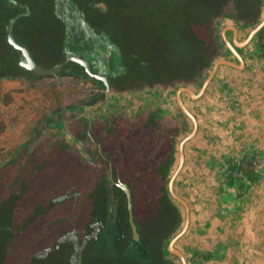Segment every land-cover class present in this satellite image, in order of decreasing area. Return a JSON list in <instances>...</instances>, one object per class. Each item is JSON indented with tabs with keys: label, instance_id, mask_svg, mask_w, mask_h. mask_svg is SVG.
<instances>
[{
	"label": "trees",
	"instance_id": "trees-1",
	"mask_svg": "<svg viewBox=\"0 0 264 264\" xmlns=\"http://www.w3.org/2000/svg\"><path fill=\"white\" fill-rule=\"evenodd\" d=\"M17 1L27 5L31 13L16 22L14 37L43 67H53L66 58L69 33L67 17L60 15L62 1L76 7L90 34H102L117 46L124 70L119 80L109 77L114 94L142 93L156 87L174 94L181 86L202 87L214 64L225 54L217 43L218 19L233 12L245 28H255L264 18V0ZM102 3L106 10L98 6ZM24 13L26 9L0 0V79L54 78L36 76L22 68L21 53L8 43L10 20ZM38 14L45 15L41 18L47 20L59 41L58 57L48 65H42L28 39L27 28ZM263 36L264 29L257 37ZM59 76L90 81L101 89L88 94L85 104L103 101L104 84L90 79L80 65L69 63ZM57 115L53 119L65 121V131L78 145L66 140L60 131L41 139L45 124L53 120L48 118L21 153L0 169V264H71L73 243L60 244L57 249L58 239L77 230L82 242L97 223L102 225L100 233L86 245L82 264H182L167 250V243L185 221L183 206L172 202L168 181L177 146L189 134L191 125L174 118L158 120L144 115L131 121L111 114L109 118L95 117L91 123L73 111ZM2 128L0 123V131ZM99 144L107 159L100 155ZM127 148L130 154L125 153ZM109 161L114 181L120 178L132 190L142 244L133 239L126 196L111 180ZM257 164L258 160L251 167L244 158L234 165L248 179H243L238 188L240 195H247L262 177ZM245 165L247 168L241 169ZM230 172L234 174L235 169ZM146 201L148 209H139L142 203L146 208ZM152 202L158 204V213L149 212ZM48 248L52 251L46 258L35 256ZM218 254L222 255L219 251L192 250L190 262L206 264L218 260Z\"/></svg>",
	"mask_w": 264,
	"mask_h": 264
},
{
	"label": "crops",
	"instance_id": "crops-1",
	"mask_svg": "<svg viewBox=\"0 0 264 264\" xmlns=\"http://www.w3.org/2000/svg\"><path fill=\"white\" fill-rule=\"evenodd\" d=\"M237 28L238 34L233 31L232 40L224 35L225 54L217 62L229 63L218 67L206 91L199 95L204 84L201 89L198 84L178 87V90L190 88L199 95L195 98L189 92H182L180 96L194 115L197 128L183 147L184 163L174 183L176 194L189 207V225L179 238V245L175 246L184 254L188 264H192V250L222 254H218V260L206 264H264V36L259 39L257 34L245 46L236 47V38L240 42L248 38L244 37L243 28ZM227 39L236 48L241 61L228 46ZM260 47H263L262 52ZM53 77L0 79V109L6 110L0 117L3 127L0 131V166L21 153L46 119H53L66 111L74 112V106L90 111L81 115L74 112L80 117L87 115L93 121V115L96 116L92 111L98 104H85V99L77 97L79 94L75 90L68 95V90L66 94L62 92L64 95L61 96L59 90L53 89L54 86L58 89L59 84L64 85V78L68 82L72 77ZM72 87L75 89V85ZM198 87L200 90L196 94ZM120 95L124 98L116 96L114 100L121 103L129 114H136L145 106L144 100L138 96ZM149 97L152 102L146 104V108L158 106L170 111L173 107L171 96L160 101ZM58 109L61 110L57 112ZM182 114L191 125L185 139L195 126L183 111ZM100 115L105 118L106 113ZM58 123L63 124L62 127H56ZM53 125L56 128L45 133ZM65 128V121L53 119L45 124L41 139L60 131L68 140ZM80 147L83 149V145ZM244 158L251 167L258 160L257 171L262 177L247 195H240L238 188L243 179H248L237 172L234 165L242 163ZM233 169L235 173L231 174Z\"/></svg>",
	"mask_w": 264,
	"mask_h": 264
},
{
	"label": "water",
	"instance_id": "water-1",
	"mask_svg": "<svg viewBox=\"0 0 264 264\" xmlns=\"http://www.w3.org/2000/svg\"><path fill=\"white\" fill-rule=\"evenodd\" d=\"M8 1L9 3H12L14 5H17L21 8H24L26 9V13L24 14H21V15H18L16 16L15 18L11 19L8 26H7V40H8V43L16 50V51H19L21 53V58H20V61H19V65L24 68L25 70L33 73L34 75L36 76H40V77H45V76H58L59 74L62 73V71L64 70V68L69 64V63H76L78 65H80L81 67L84 68L86 74L88 75V77L92 80H96V81H99V82H102L105 86V102H109L110 99H115V97H120L121 95L120 94H114L112 92V89H111V84H110V81H109V77L108 76H105V75H101V74H98V73H95L92 69V66L91 64L89 63V61H87L86 59L80 57L78 54H76L75 52H73L72 50L68 49L67 47H65V55H66V58L63 62L53 66V67H50V68H47V67H43L41 66L36 60L35 58L33 57L31 51L21 45L20 43L17 42V40L15 39L14 37V34H13V29H14V25L16 24V22L22 17V16H28L30 13H31V10L30 8L25 5V4H22L20 2H18L17 0H6ZM69 2V1H67ZM99 7L103 8V10H106L107 7L105 4H100L98 5ZM230 17V18H229ZM226 19H233L235 21L238 22L239 25H241L243 27V23L241 22V20L238 18L237 14H231L230 16L228 17H224ZM222 22V18L218 19L217 21V31H218V26L221 24ZM84 26L87 30H89V26L84 22ZM232 30L234 31L235 35L238 34V30L234 27H231ZM262 29H264V18L263 20L261 21V23L254 28V30H252V32L250 33L249 37L244 41V42H240L237 40V38L235 39V46L236 47H243L245 46L246 44H248L251 39H253V37H255ZM218 40V39H217ZM227 44L228 46L230 47V49L237 55V57L240 59V61L242 60L240 55L238 54V52L236 51V48L230 43L227 41ZM223 63H229V62H226V61H222V62H217L214 64L212 70L210 71L209 73V76L208 78L205 80V83H204V86L202 87V90L200 92L199 95L203 94L208 85L210 84V82L212 81L214 75L216 74L217 72V69L218 67L223 64ZM182 92H189L190 94H192L195 98L198 97L199 95H195L194 92L190 89V88H180L178 91H177V100L179 102V105L182 109V111L186 114V116L192 121V123L194 124V131L192 132V134L185 138L183 141H181L180 145H179V148L176 150L175 154H176V163L174 164V168L172 169V174L170 176V179L168 181V192L170 194V196L172 197V202L176 205L177 203L181 204L184 208V214L186 215V221H185V225L183 227V230L180 232V234L176 235L173 240L169 243L168 245V251L171 253V254H174L176 255L182 264H188L184 254L178 250L176 247H175V242L185 233L188 225H189V207H188V204L186 203L185 200H183L181 197H179L175 190H174V183H175V180L178 176V174L180 173L181 171V168L183 166V163H184V153H183V147L185 145V143L191 139L194 135V132L197 128V122H196V119L194 117V115L188 111V109L183 105L182 103V100H181V94ZM120 101V100H119ZM63 124H56V127L60 128L62 127ZM55 125L51 126V127H48L46 129V132H49L50 129L52 128H56ZM65 137L71 142L72 141V138L68 135V134H65ZM98 151L100 153V155L104 158V159H107V157L103 154V151H102V146L101 144L98 145ZM4 165L0 166V169L3 168ZM109 171H110V177H111V180L113 181V183L115 185H117L125 194L126 196V200H127V210H128V221H129V224H130V227H131V231H132V236H133V239L134 241H136L137 243L139 244H142V241H141V234L138 230V226L135 222V214H134V199H133V194H132V190L131 188L128 186V184H126L125 182L122 181V179L118 178L116 181H114V178H113V164L112 162L109 161ZM101 224L100 223H97L95 225H93V232L90 234V235H87L85 237V239L80 242L79 241V237H78V232L77 230H73L69 233H67L66 235L60 237L58 239V245L56 246V248L58 249L60 247V244H63V243H67V242H72L73 245H74V254L72 255L71 257V264H82V259H83V251L86 247V245L88 244V242L94 238H97L99 233H100V230H101ZM52 251L51 248H48L44 251H40V252H37L35 254L36 257L38 258H46L49 253Z\"/></svg>",
	"mask_w": 264,
	"mask_h": 264
},
{
	"label": "flooded vegetation",
	"instance_id": "flooded-vegetation-1",
	"mask_svg": "<svg viewBox=\"0 0 264 264\" xmlns=\"http://www.w3.org/2000/svg\"><path fill=\"white\" fill-rule=\"evenodd\" d=\"M62 2L60 3V7H59L60 13L63 17L64 16L67 17L68 20L67 32L69 33L65 41V47L72 50L80 57L89 61L93 69L100 72L101 75H105L108 77L112 76L116 80H119L120 79L119 77L122 76L124 70L123 61H122L123 59L119 48L114 44H112L111 42H108V40H106L103 37L104 35L98 34L97 32H92L93 34H90L89 30L87 32V29L83 27V25L81 24V22L86 23L85 20L84 21L81 20V22L78 23L79 26H75V28H73L74 26L72 25L69 16H71L70 13H72V15H75V13L77 12L76 7L73 4H71V2H66V3H62ZM122 94H129L140 97V99L144 100L145 106L141 107V109L136 114H129L125 110H123L122 108L123 105L119 103L117 100L111 99L110 102H105V97H104L103 101L95 103L98 104V106H96L94 111H92V113H96V116L95 114L93 115L94 119L95 117L101 116L98 113V111H100V109L103 107L104 109H106L105 118H109L110 114H113L114 117H118V118L127 117L131 121H137L140 118V116L144 115V116H152L158 120L174 118L177 121H181L183 124H188L186 119L183 118L182 113H180L175 117L173 116L171 117L168 115V113H166L165 110L161 109L158 106H155L153 108H148V107L146 108V104L152 102L149 96H153L152 98L154 100L156 99H158V101L164 100L166 96L168 97L173 95L169 90H163L160 87H156V88H147L142 93L128 91ZM171 100H172L171 102H173L174 98H172ZM165 103H167L166 100ZM72 109L74 110V112H76L79 115H81L82 113L90 112L86 108H82V106H74ZM83 110L85 111L83 112ZM87 117L89 118L90 122L94 121V119L93 121H91L90 116ZM73 144H77V142L74 141Z\"/></svg>",
	"mask_w": 264,
	"mask_h": 264
},
{
	"label": "rangeland",
	"instance_id": "rangeland-1",
	"mask_svg": "<svg viewBox=\"0 0 264 264\" xmlns=\"http://www.w3.org/2000/svg\"><path fill=\"white\" fill-rule=\"evenodd\" d=\"M117 1V0H114ZM82 2H85V0H83ZM146 14H150L149 10H147ZM232 13H230L229 15H226V17L230 16ZM235 14V13H234ZM61 15V13H60ZM71 16H69V19L71 20L72 25L74 26L73 28H75V26H79L78 23L81 22V15L76 12L75 15H72V13H70ZM41 17H45V15H41L38 14L35 19L31 22V25L27 28V31L29 32L28 36L30 38H28L30 40V42L32 43V50L35 51V54L40 58V60L42 61V65H48L49 63L55 61L57 59V53H59L58 49H59V41L58 38H56V35L54 34V32L52 30H50V28H48V22L47 20H43V18ZM230 18V17H229ZM81 24L84 26V22H81ZM229 26L228 29H226V26ZM237 26L243 28L244 31V37H249L250 33L252 32V30H254L253 27H249L246 28L241 25L238 24L237 21L233 20V19H226V18H222V22L221 24L218 26V36H217V43L218 46H220L221 49L224 50L225 45V39L224 37L226 36L227 38H229L230 40L233 39L234 37V33L231 27H234L236 29ZM118 29H120L121 27L117 26ZM88 32V30H87ZM225 35V36H224ZM228 41V39H227ZM51 79V78H49ZM64 85L63 84H59L58 85V89H56V86H54L53 89L55 90H59L61 92V96H63L64 94L62 92H64L66 94V91L68 92L67 95L69 94V92H71L72 90H75L74 92L77 94H79L77 97L81 98V99H86L88 97V94H93V93H97L100 92L101 89L99 87H97L94 83L90 82V81H75L74 78H72V81L70 79V81L67 82V80L64 78ZM74 83V84H73ZM72 85H75V89H73ZM201 89V87H200ZM199 87L197 88V92H195L196 94H198L199 92ZM177 91L176 90L175 94H173L171 97L174 98V101L172 102V111H166V113H168L169 116H173L175 117L176 115H179L180 113H182L181 111V107L179 105V102L177 100ZM69 97V96H68ZM75 98V97H73ZM120 98H124V95H121ZM184 105V102H183ZM185 106V105H184ZM186 107V106H185ZM99 114H105L106 113V109H104L103 107L100 109V111H98ZM24 141V139H23ZM127 151V152H126ZM137 151V150H136ZM125 153L130 154V148H127L125 150ZM137 166L141 165L139 162H136ZM155 171V168H154ZM145 183V182H144ZM149 201H146V208L144 206V203H142L141 206H139V209L144 208L148 209L149 207ZM154 202H152V205L149 209V212L151 214L154 213H158V204H153ZM143 210V211H144ZM156 219L158 220V217H156ZM179 234V232L177 233ZM175 234V235H177ZM173 240V239H172ZM171 240V241H172ZM169 241L167 243V246L169 245V243L171 242ZM179 239L175 242V246L179 245L178 243ZM171 254V253H170ZM181 262V261H180ZM178 263V262H177Z\"/></svg>",
	"mask_w": 264,
	"mask_h": 264
},
{
	"label": "built area",
	"instance_id": "built-area-1",
	"mask_svg": "<svg viewBox=\"0 0 264 264\" xmlns=\"http://www.w3.org/2000/svg\"><path fill=\"white\" fill-rule=\"evenodd\" d=\"M5 111L6 110H4V109H0V117H2L4 115Z\"/></svg>",
	"mask_w": 264,
	"mask_h": 264
}]
</instances>
